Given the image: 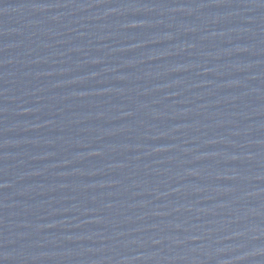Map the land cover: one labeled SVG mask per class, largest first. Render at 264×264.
<instances>
[{
	"label": "water",
	"instance_id": "1",
	"mask_svg": "<svg viewBox=\"0 0 264 264\" xmlns=\"http://www.w3.org/2000/svg\"><path fill=\"white\" fill-rule=\"evenodd\" d=\"M0 264H264V0H0Z\"/></svg>",
	"mask_w": 264,
	"mask_h": 264
}]
</instances>
